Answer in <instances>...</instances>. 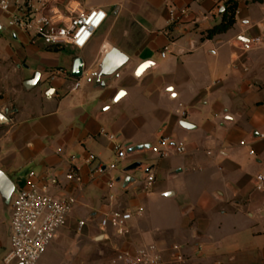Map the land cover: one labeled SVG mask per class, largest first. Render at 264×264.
Here are the masks:
<instances>
[{
    "label": "crops",
    "instance_id": "0c3cea01",
    "mask_svg": "<svg viewBox=\"0 0 264 264\" xmlns=\"http://www.w3.org/2000/svg\"><path fill=\"white\" fill-rule=\"evenodd\" d=\"M230 1L237 4L235 24L209 38ZM110 6L97 7L108 13L103 27L111 16L119 19L106 28L99 48L75 51L74 59L85 62L78 90L65 63H10L15 55L0 49V171L21 188L31 173L34 182L45 177L53 192L77 200L54 242L62 253L71 239L72 257L49 263L45 254L40 264H85L92 252L85 239L98 240L99 224L84 240L66 233L83 218L100 223L112 194L118 197L114 206L143 210L124 246L157 243L169 264L174 246L183 248L190 264H264V192L255 186L264 176V0H122L113 13ZM173 9H187L189 16L171 23ZM0 31L39 51L37 42L1 22ZM113 49L129 62L116 63L117 57L101 63ZM37 75L38 83L27 88ZM163 139L171 141L166 158L152 151ZM116 145L129 153L121 163ZM175 146L186 152L178 154ZM136 147L144 149L130 152ZM134 163L142 167L124 173ZM100 164L104 172L97 171ZM123 164V175L113 181ZM73 169L81 183L66 179ZM148 170L156 182L146 193ZM127 177L134 182L125 186ZM5 209L0 196V213ZM9 222L6 241L0 239V264L10 249Z\"/></svg>",
    "mask_w": 264,
    "mask_h": 264
},
{
    "label": "built area",
    "instance_id": "2783aa9c",
    "mask_svg": "<svg viewBox=\"0 0 264 264\" xmlns=\"http://www.w3.org/2000/svg\"><path fill=\"white\" fill-rule=\"evenodd\" d=\"M0 14L8 19V29L15 33H23L32 43L41 41L48 49L82 51L92 42L95 34L105 24L108 13L102 8L85 9L80 0H0ZM189 16L188 10L170 11L171 23L182 22ZM261 43L260 39L254 44ZM168 51L165 48L163 56ZM56 74H64L58 70ZM81 87L76 80L74 90ZM104 134V131H102ZM115 141L116 137L110 135ZM171 141L163 139L152 151L161 158L168 156ZM117 162L128 158L129 153L122 145L115 147ZM178 154H184L186 148L175 146ZM253 154V153H252ZM94 159L91 158L89 163ZM117 167L114 164L110 169ZM106 167L99 165L97 171L104 172ZM36 175L29 174L25 187L15 191L10 204V249L5 258L6 264H40L50 246L57 240L62 230L68 227L74 213L77 200L71 195L55 193L51 183L40 177L34 182ZM68 181L82 182L78 169L71 170ZM156 182L152 174L146 175L143 191L148 193ZM109 184V188L114 187ZM258 191L264 192V176L255 180ZM110 209L102 215L97 227L100 238L112 245L113 256L99 264H169L165 258L166 250L157 243L139 247H127L133 235L132 221L143 215L142 209H132L118 204L114 194L108 197ZM86 227L85 221H79L76 232L80 235ZM201 250L198 251L200 253ZM191 259L183 253L181 246L172 248L170 264H190Z\"/></svg>",
    "mask_w": 264,
    "mask_h": 264
},
{
    "label": "rangeland",
    "instance_id": "374dc122",
    "mask_svg": "<svg viewBox=\"0 0 264 264\" xmlns=\"http://www.w3.org/2000/svg\"><path fill=\"white\" fill-rule=\"evenodd\" d=\"M118 1H122V0H84L86 6L88 7H94L97 8L98 6L104 5L106 3H111L112 6H110L108 9L111 11V13H113L115 11L116 8L113 9V4L117 3ZM121 18L120 20H122L124 17L121 14L120 15ZM115 17L111 16L109 18V20L107 21L106 25L104 27H102L96 34L95 37L93 38V41L91 42L90 46L88 47L89 50L91 49H98L99 46L101 45V43L103 42L105 36H106V28L109 26V24H112L115 21ZM119 20V19H118ZM116 20V21H118ZM0 22L5 26V28L7 29L8 27V19L0 14ZM1 34V31H0ZM6 38V37H5ZM3 38L2 36H0V40L2 41V44H0V49L2 51H4V55L6 57H8V55L10 57H14L12 56V54L15 55V57L13 58V60L10 61V63H14L15 60H18L19 63H25V61H27V59H29L31 62L34 63H65L62 68L65 70H68L69 73H71L72 71V64H73V59L74 56L77 55V53L74 50L71 49H65V50H54V49H48L46 48L43 43L41 41H38V45L37 48L39 49V51H35L32 50L31 48H25L23 47V45L16 41V40H7ZM12 52V54H10V52ZM82 52H80L79 54H81ZM69 84V82H68ZM114 163H116V161H114ZM126 167V164L120 165L117 170H115L112 174V180L116 181L119 176L123 175V169ZM137 177H140V174H137ZM13 183L15 184V188L16 190L21 188V184L18 183V181L16 179L12 180ZM15 190V191H16ZM12 202V199H11ZM11 202L5 203L6 209L4 210L5 212H1L0 213V239L1 241H6L7 239V233H8V222L10 221V204ZM163 209L167 210V207H163ZM93 219H91L92 221ZM83 221L86 222V227L84 228V230L82 231L81 235L79 237L80 240H84V237H89L91 236V234L93 233V230L97 227V224H99L97 222H89L87 220V218H83ZM79 234L76 232V230H69L66 233V236H70V238H75L76 236H78ZM101 235L98 234L97 239L100 237ZM87 247H89L91 249V256L89 258V260L85 261V264H99L102 261H105L109 258L112 257V255H108V251H109V245L106 244V242H104L103 240H87ZM85 241V242H86ZM58 245L53 243V245L48 249L44 260H48L49 263L53 262V261H57L59 258L62 259V261L66 260L69 257H72L73 253H72V243H71V239H67L66 243L64 244V247L62 249V253L57 249ZM7 250H8V246H7Z\"/></svg>",
    "mask_w": 264,
    "mask_h": 264
},
{
    "label": "water",
    "instance_id": "95a60500",
    "mask_svg": "<svg viewBox=\"0 0 264 264\" xmlns=\"http://www.w3.org/2000/svg\"><path fill=\"white\" fill-rule=\"evenodd\" d=\"M117 57H118V61L116 63H128L129 62V59L126 56L122 55L117 50L113 49L105 53L101 63H113ZM144 70H145V67L140 68L137 71V76L141 75L144 72ZM84 74H85L84 60L82 58H75L73 62V68L71 71L72 78L75 80H82L84 78ZM38 81H39V75L36 76L35 80L28 82L26 84V87L31 88L35 86L38 83ZM122 94L123 93H121V95ZM184 127H187V125L186 126L184 125ZM143 149L144 147H136V148H133L130 152L141 151ZM141 167H142L141 163H134L130 165L129 167H127L124 173H131V172L137 171ZM150 172L151 170H148L146 172V175H149ZM124 182H125V186H128L129 184L134 182V179L131 177H127ZM15 190L16 188H15V184L13 183V181L9 179L5 175V173L0 171V196L4 203L9 204L11 202V199L13 197V194L15 193ZM99 240H102V238H100Z\"/></svg>",
    "mask_w": 264,
    "mask_h": 264
},
{
    "label": "trees",
    "instance_id": "16d2710c",
    "mask_svg": "<svg viewBox=\"0 0 264 264\" xmlns=\"http://www.w3.org/2000/svg\"><path fill=\"white\" fill-rule=\"evenodd\" d=\"M237 13V4L230 1V6L226 9V12L223 15V22L221 25L210 31L208 34L209 38L221 33L227 32L234 24L235 17Z\"/></svg>",
    "mask_w": 264,
    "mask_h": 264
},
{
    "label": "flooded vegetation",
    "instance_id": "af4514ba",
    "mask_svg": "<svg viewBox=\"0 0 264 264\" xmlns=\"http://www.w3.org/2000/svg\"><path fill=\"white\" fill-rule=\"evenodd\" d=\"M76 58H80V56L76 57ZM75 60V59H74Z\"/></svg>",
    "mask_w": 264,
    "mask_h": 264
},
{
    "label": "bare ground",
    "instance_id": "6f19581e",
    "mask_svg": "<svg viewBox=\"0 0 264 264\" xmlns=\"http://www.w3.org/2000/svg\"><path fill=\"white\" fill-rule=\"evenodd\" d=\"M103 240V239H102Z\"/></svg>",
    "mask_w": 264,
    "mask_h": 264
}]
</instances>
